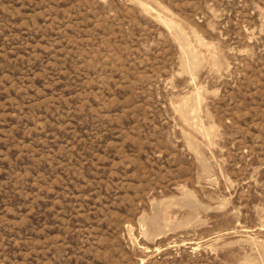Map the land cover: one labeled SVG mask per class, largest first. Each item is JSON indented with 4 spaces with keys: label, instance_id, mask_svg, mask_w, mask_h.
<instances>
[{
    "label": "rangeland",
    "instance_id": "374dc122",
    "mask_svg": "<svg viewBox=\"0 0 264 264\" xmlns=\"http://www.w3.org/2000/svg\"><path fill=\"white\" fill-rule=\"evenodd\" d=\"M0 264H264V0H0Z\"/></svg>",
    "mask_w": 264,
    "mask_h": 264
}]
</instances>
